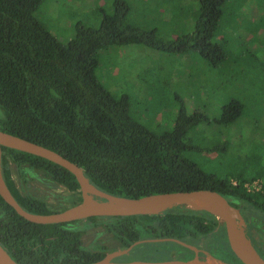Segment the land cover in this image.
<instances>
[{"label": "trees", "instance_id": "16d2710c", "mask_svg": "<svg viewBox=\"0 0 264 264\" xmlns=\"http://www.w3.org/2000/svg\"><path fill=\"white\" fill-rule=\"evenodd\" d=\"M41 3L42 0H0V130L60 153L80 166L91 183L114 195L137 198L213 189L237 199L244 210L264 215V181L255 190L245 187L264 171L248 177L235 174L232 179L229 174L207 173L186 156L188 150L222 152L228 145L226 139L211 147L192 145L190 131L209 120L204 112L189 114L181 102L173 127L152 131L132 116L131 96L126 92L112 94L95 73L99 51L110 45L143 44L166 53L192 49L212 63L224 60L223 47L216 39L224 0H199L194 30L172 39L157 36L155 29L138 26L130 17V4L115 0L113 11L103 14L98 27L77 21L74 35L65 42L35 17ZM242 107L237 100H230L216 121L232 123ZM1 150L3 178L26 210L42 214L58 211L50 209L43 199L21 191L11 165L22 181L26 176L22 166H27L63 185L70 192L69 206L81 201L78 182L66 168L24 151L4 146ZM242 220L245 237L258 254L264 253V231L245 211ZM82 221L101 227L114 241V247L86 245V228L73 225ZM160 237L206 249L212 247V242L225 244L219 218L205 209L175 205L161 214L91 216L40 224L21 217L0 196V243L19 259L93 263L106 256L108 250L126 248L138 239ZM134 250H143L153 258L190 260L194 254V250L176 242H149Z\"/></svg>", "mask_w": 264, "mask_h": 264}, {"label": "rangeland", "instance_id": "374dc122", "mask_svg": "<svg viewBox=\"0 0 264 264\" xmlns=\"http://www.w3.org/2000/svg\"><path fill=\"white\" fill-rule=\"evenodd\" d=\"M115 0H42L35 17L58 40L65 42L75 32V24L98 27L104 13L113 11ZM130 17L144 29H155L159 37L172 39L191 33L197 18L199 0H125ZM217 41L224 60L212 63L195 50L166 53L143 44L110 45L99 51L96 76L114 95L131 96V114L152 131L171 129L181 106L187 113L204 112L209 120L194 127L192 145L211 147L225 139V151L188 150L186 156L207 173L251 176L264 171V0H224ZM230 100L242 104L238 117L229 124L216 119ZM3 114L0 108V115ZM25 180L13 177L23 192L43 199L52 210L70 205V192L40 172L22 166ZM237 180V179H236ZM264 175L249 181L255 189ZM241 204L237 199H231ZM250 218L264 231V215L246 208ZM86 228L84 243L111 246L112 239L101 227L82 221L73 225ZM238 226L243 228L239 221ZM212 247L218 246L214 242ZM217 248V251L219 249ZM216 250V249H215ZM202 252L203 256L197 255ZM264 256V253H261ZM220 260L206 249L194 251V259Z\"/></svg>", "mask_w": 264, "mask_h": 264}, {"label": "water", "instance_id": "95a60500", "mask_svg": "<svg viewBox=\"0 0 264 264\" xmlns=\"http://www.w3.org/2000/svg\"><path fill=\"white\" fill-rule=\"evenodd\" d=\"M2 146L24 151L48 159L70 171L79 185L81 201L65 209L47 214L34 213L23 208L9 190L1 169ZM0 196L21 217L40 224L71 222L91 216H124L136 214H161L175 205H186L191 199L209 198L215 208V214L223 227L224 242L233 256L241 264H264V256L258 254L249 240L251 249L233 240V233L238 222L243 224V210L241 205H233L229 198L213 189H195L186 191H172L148 194L133 198L111 194L91 183L83 169L75 162L60 153L35 143L26 138L0 130ZM193 209H202L194 208ZM210 212V211H209ZM244 232V230H243ZM245 235V234H244ZM149 242H176L195 252L199 248L171 237L142 238L134 241L128 247L109 252L101 260L86 264H192V259L178 257H156L151 259L116 260L117 257L128 255L130 250L138 244ZM0 264H55L49 262H35L11 256L0 243ZM213 264H217L213 260Z\"/></svg>", "mask_w": 264, "mask_h": 264}, {"label": "flooded vegetation", "instance_id": "af4514ba", "mask_svg": "<svg viewBox=\"0 0 264 264\" xmlns=\"http://www.w3.org/2000/svg\"><path fill=\"white\" fill-rule=\"evenodd\" d=\"M80 192V191H79ZM81 196V195H80ZM228 198V197H227ZM232 198H229V200L230 201H232L231 200ZM233 202V201H232ZM237 205H241L242 206V210H243V212H244V209H243V205L242 204H237ZM86 219V218H85ZM79 220H81V219H79ZM252 220V219H251ZM253 221V220H252ZM257 226H258V223H256L255 221H253ZM259 227V226H258ZM113 241V240H112ZM141 244H144V243H141ZM106 245V244H105ZM139 245V244H138ZM203 245V244H202ZM109 248H112V247H114V241H113V244L111 245V246H109V245H107ZM137 246V245H136ZM135 246V247H136ZM128 247V246H127ZM135 247H133L131 250H130V253L128 254V255H122V256H119V257H117L116 258V260H131V259H151V258H153V256H151V255H145V253H143V250H141L139 253H136L137 251H135L134 250V248ZM262 247L264 248V242L262 243ZM200 249H202V250H204V249H206V248H204V247H199ZM217 248H218V246H215V247H209L208 249H206L207 250V252L209 253V254H211L213 257H215V258H217L218 260H220V262L221 263H224V264H241V262H239L234 256H233V254L228 250V248H227V246H226V244H223V243H221V245H220V248H218L219 249V251L220 252H218L217 251ZM118 249H120V248H118V247H116L115 249H113V250H108V252L107 253H109V252H114V251H116V250H118ZM121 249H123V248H121ZM216 249V250H215ZM106 253V254H107ZM197 255H199V256H203V254H202V252H199ZM260 255H261V253H260ZM156 258V257H155ZM182 259H184V258H182ZM191 259H194V254H193V256H192V258ZM202 260V259H201ZM203 261H207V259L206 260H203Z\"/></svg>", "mask_w": 264, "mask_h": 264}, {"label": "bare ground", "instance_id": "6f19581e", "mask_svg": "<svg viewBox=\"0 0 264 264\" xmlns=\"http://www.w3.org/2000/svg\"><path fill=\"white\" fill-rule=\"evenodd\" d=\"M191 207L194 208H202L207 211L216 213V208L213 204V202L206 197L200 198V199H191L188 203ZM233 240L239 244H242L243 246L247 247L248 249H251L244 232L241 227L235 226L234 233H233ZM215 260V259H214ZM220 262V261H219ZM192 264H213V260L207 259V261L199 260V259H192ZM218 264V263H217ZM224 264V263H220Z\"/></svg>", "mask_w": 264, "mask_h": 264}, {"label": "built area", "instance_id": "2783aa9c", "mask_svg": "<svg viewBox=\"0 0 264 264\" xmlns=\"http://www.w3.org/2000/svg\"><path fill=\"white\" fill-rule=\"evenodd\" d=\"M233 183L235 184L234 181H233ZM259 186H260V185H259ZM259 186H258L257 188H259ZM245 187H246L248 190H251V189L249 188V184H248V183L245 184ZM257 188H255V189H257ZM255 189H252V190H255Z\"/></svg>", "mask_w": 264, "mask_h": 264}]
</instances>
